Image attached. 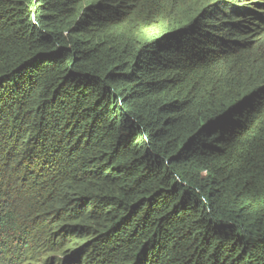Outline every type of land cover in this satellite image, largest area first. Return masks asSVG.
Returning a JSON list of instances; mask_svg holds the SVG:
<instances>
[{
  "label": "trees",
  "instance_id": "obj_1",
  "mask_svg": "<svg viewBox=\"0 0 264 264\" xmlns=\"http://www.w3.org/2000/svg\"><path fill=\"white\" fill-rule=\"evenodd\" d=\"M13 254L264 264V0H0Z\"/></svg>",
  "mask_w": 264,
  "mask_h": 264
},
{
  "label": "rangeland",
  "instance_id": "obj_2",
  "mask_svg": "<svg viewBox=\"0 0 264 264\" xmlns=\"http://www.w3.org/2000/svg\"><path fill=\"white\" fill-rule=\"evenodd\" d=\"M66 249H63L62 251H65ZM61 259V260H60ZM60 260V261H59ZM38 261H44L45 262V260H43V259H41V260H38ZM38 261H35L34 263H37ZM59 261V262H58ZM43 262V263H44ZM46 262H49V261H46ZM63 262H64V258L62 257V258H60L59 256H53V258H52V260L48 263V264H63ZM22 264H25V263H22Z\"/></svg>",
  "mask_w": 264,
  "mask_h": 264
},
{
  "label": "bare ground",
  "instance_id": "obj_3",
  "mask_svg": "<svg viewBox=\"0 0 264 264\" xmlns=\"http://www.w3.org/2000/svg\"><path fill=\"white\" fill-rule=\"evenodd\" d=\"M7 258H8V262H4V264H22L21 260L23 258H17L16 255H14V254L11 257L7 256ZM11 260H12V262H11Z\"/></svg>",
  "mask_w": 264,
  "mask_h": 264
},
{
  "label": "clouds",
  "instance_id": "obj_4",
  "mask_svg": "<svg viewBox=\"0 0 264 264\" xmlns=\"http://www.w3.org/2000/svg\"><path fill=\"white\" fill-rule=\"evenodd\" d=\"M41 259L45 260V262L43 261L44 262L43 263L42 261H38V260H41ZM41 259L35 260V261H38V262L37 263H34L35 261H33L31 264H48L51 261L50 260L49 262H46L47 261L46 259H44V258H41ZM25 264H28V263H25Z\"/></svg>",
  "mask_w": 264,
  "mask_h": 264
}]
</instances>
